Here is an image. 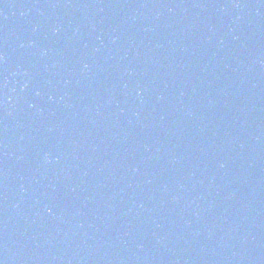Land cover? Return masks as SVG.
Returning <instances> with one entry per match:
<instances>
[{"label":"water","instance_id":"1","mask_svg":"<svg viewBox=\"0 0 264 264\" xmlns=\"http://www.w3.org/2000/svg\"><path fill=\"white\" fill-rule=\"evenodd\" d=\"M0 264H264V0H0Z\"/></svg>","mask_w":264,"mask_h":264}]
</instances>
